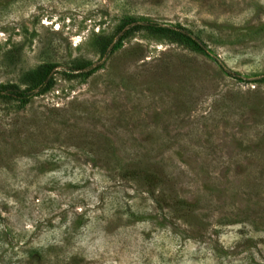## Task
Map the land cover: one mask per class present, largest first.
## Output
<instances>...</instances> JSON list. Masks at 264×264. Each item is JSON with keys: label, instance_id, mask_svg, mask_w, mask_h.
Instances as JSON below:
<instances>
[{"label": "rangeland", "instance_id": "obj_1", "mask_svg": "<svg viewBox=\"0 0 264 264\" xmlns=\"http://www.w3.org/2000/svg\"><path fill=\"white\" fill-rule=\"evenodd\" d=\"M9 85L0 264H264V0H0Z\"/></svg>", "mask_w": 264, "mask_h": 264}, {"label": "trees", "instance_id": "obj_2", "mask_svg": "<svg viewBox=\"0 0 264 264\" xmlns=\"http://www.w3.org/2000/svg\"><path fill=\"white\" fill-rule=\"evenodd\" d=\"M43 77L41 78V84L44 83ZM42 87L44 86L40 85L41 89ZM31 93L32 91L21 90V89L16 88L14 85L0 87V96L11 98V99L26 100L31 95ZM127 174H130L129 176H132L134 178L137 177L141 179L144 182V184H146L148 187H151L152 188V191H150L151 194H155L153 189H155L161 181V179H159L160 178L159 175H157L156 173L152 174L151 171L147 169L145 170L138 169V171L133 170V172L127 173ZM168 197H170L169 199L170 202L168 204L171 207L176 208L177 206L178 208H180L181 205L182 206L189 205V203L185 201L177 200L176 198L172 199L171 194ZM165 200L163 199V201Z\"/></svg>", "mask_w": 264, "mask_h": 264}]
</instances>
